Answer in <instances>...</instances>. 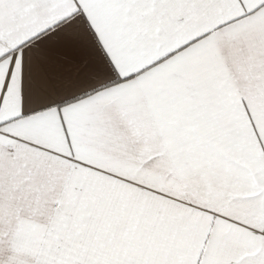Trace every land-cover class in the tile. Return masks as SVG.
Segmentation results:
<instances>
[{"label":"snow or ice","instance_id":"1","mask_svg":"<svg viewBox=\"0 0 264 264\" xmlns=\"http://www.w3.org/2000/svg\"><path fill=\"white\" fill-rule=\"evenodd\" d=\"M0 264H264V0H0Z\"/></svg>","mask_w":264,"mask_h":264}]
</instances>
